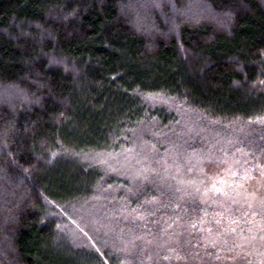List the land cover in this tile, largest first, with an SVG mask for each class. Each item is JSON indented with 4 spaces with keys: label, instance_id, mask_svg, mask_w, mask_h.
<instances>
[{
    "label": "trees",
    "instance_id": "obj_1",
    "mask_svg": "<svg viewBox=\"0 0 264 264\" xmlns=\"http://www.w3.org/2000/svg\"><path fill=\"white\" fill-rule=\"evenodd\" d=\"M156 2L0 0V264H264L173 175L94 159L201 149L157 97L264 132V0Z\"/></svg>",
    "mask_w": 264,
    "mask_h": 264
},
{
    "label": "rangeland",
    "instance_id": "obj_2",
    "mask_svg": "<svg viewBox=\"0 0 264 264\" xmlns=\"http://www.w3.org/2000/svg\"><path fill=\"white\" fill-rule=\"evenodd\" d=\"M145 1L151 6L157 3L156 0ZM192 2V6L199 4L198 0H189L185 13L190 10ZM128 7L132 9V6ZM156 100L171 106L179 114L184 113L185 126L182 125L180 130L185 131L191 140L200 139L201 149L183 160L169 155L155 161L146 156L135 159L128 155H99L94 159L97 158L104 168L116 173L122 170L125 175L134 177L140 172L139 180L142 181L150 179V173L157 175L163 171L173 175L182 194L194 193L206 204L202 211L203 219L207 217L239 226L243 224L245 230L234 236L230 234V242L238 253L248 256L249 263L263 262L264 223L260 221L264 217V153H257V149H261L260 139L264 140V132L259 133V137L226 128L217 130L213 123L206 124L197 114L188 112L178 103L165 101L162 97ZM261 126L257 125V129ZM262 146L264 150V143Z\"/></svg>",
    "mask_w": 264,
    "mask_h": 264
}]
</instances>
